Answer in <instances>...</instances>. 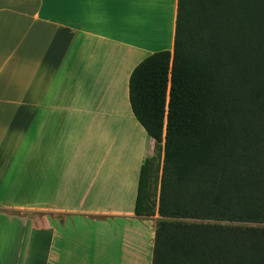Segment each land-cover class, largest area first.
Masks as SVG:
<instances>
[{
  "label": "crops",
  "instance_id": "1",
  "mask_svg": "<svg viewBox=\"0 0 264 264\" xmlns=\"http://www.w3.org/2000/svg\"><path fill=\"white\" fill-rule=\"evenodd\" d=\"M178 0H0V264H153L155 141L129 97ZM163 147V145H162Z\"/></svg>",
  "mask_w": 264,
  "mask_h": 264
},
{
  "label": "trees",
  "instance_id": "2",
  "mask_svg": "<svg viewBox=\"0 0 264 264\" xmlns=\"http://www.w3.org/2000/svg\"><path fill=\"white\" fill-rule=\"evenodd\" d=\"M129 97L156 144L136 201L160 217L153 264H264V0H178Z\"/></svg>",
  "mask_w": 264,
  "mask_h": 264
},
{
  "label": "rangeland",
  "instance_id": "3",
  "mask_svg": "<svg viewBox=\"0 0 264 264\" xmlns=\"http://www.w3.org/2000/svg\"><path fill=\"white\" fill-rule=\"evenodd\" d=\"M258 226V225H257ZM258 227H262V226H258Z\"/></svg>",
  "mask_w": 264,
  "mask_h": 264
}]
</instances>
